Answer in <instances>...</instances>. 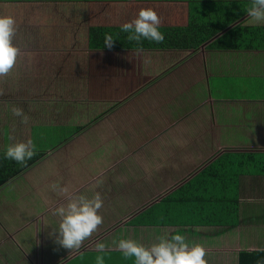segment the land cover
<instances>
[{
  "label": "crops",
  "instance_id": "obj_1",
  "mask_svg": "<svg viewBox=\"0 0 264 264\" xmlns=\"http://www.w3.org/2000/svg\"><path fill=\"white\" fill-rule=\"evenodd\" d=\"M60 2L0 4L20 50L0 77V264H134L114 241L177 233L207 264L264 252V22L248 17L251 0L107 1L87 4L85 21ZM142 8L162 43L98 33L92 45L90 29H121ZM106 34L123 47H104ZM28 140L31 159H5ZM57 183L103 199L79 250L57 242Z\"/></svg>",
  "mask_w": 264,
  "mask_h": 264
},
{
  "label": "clouds",
  "instance_id": "obj_2",
  "mask_svg": "<svg viewBox=\"0 0 264 264\" xmlns=\"http://www.w3.org/2000/svg\"><path fill=\"white\" fill-rule=\"evenodd\" d=\"M248 17L253 23L264 22V0H251V5L246 9ZM161 20L157 12L151 8L140 9L138 15L130 22L121 26V30L128 33L127 39L140 44L142 40L162 43L164 35L158 29ZM16 22L12 16H0V77L7 76L14 68L20 50L12 44L16 31ZM112 35L104 37V47L111 49L114 46ZM13 115L21 118L22 123H27L28 117L23 109L14 107ZM35 155V145L31 140L7 146L5 159L14 160L24 164L26 160ZM99 183V182H98ZM52 190L64 198L65 203L53 210V215L59 218L58 227L55 229L57 242L64 248L79 250L83 242L89 239L98 226L103 223L99 210L103 207L100 192L89 198L85 195H74L67 185H52ZM117 250L122 252L125 259H132L134 264H207L204 259L206 251L203 246L195 244L189 246L185 237L179 233L170 237H161L158 243L145 247L132 239H120L115 242ZM97 252L104 253L106 245L97 243ZM96 264H104V256L96 257Z\"/></svg>",
  "mask_w": 264,
  "mask_h": 264
},
{
  "label": "trees",
  "instance_id": "obj_3",
  "mask_svg": "<svg viewBox=\"0 0 264 264\" xmlns=\"http://www.w3.org/2000/svg\"><path fill=\"white\" fill-rule=\"evenodd\" d=\"M28 1L47 3L50 1H54V0H0V4L1 3L2 4L3 3H20V2H28ZM55 1H62L60 3H64V4H72V3L81 4L80 14H81L82 20L85 21L86 18H89V12L92 11V8H93V5L88 6L87 4L104 3L107 1L126 2L128 0H55ZM3 6L1 5V7H3ZM86 13H88V15ZM84 25L87 26V22H85ZM240 29L241 28L239 26V27L233 29L232 31H230L228 33L229 38L226 39V41L231 43L233 41V39L237 38L236 36H238V33H246V32H243L244 30H240ZM98 33H125V32H123L119 28H117V29L116 28H92V29H90V39H91L92 45H93L95 38L97 37ZM127 36H128V33L126 36H124V38H127ZM114 40H117V39H114ZM119 40H122V39L120 38ZM133 42H135V41H133ZM143 43H145V42H143ZM120 46H122V45L114 42V46L111 49H116V48L120 49ZM243 256H244V258H243L244 260L241 261V264H264V252L253 253L252 255L244 254Z\"/></svg>",
  "mask_w": 264,
  "mask_h": 264
},
{
  "label": "rangeland",
  "instance_id": "obj_4",
  "mask_svg": "<svg viewBox=\"0 0 264 264\" xmlns=\"http://www.w3.org/2000/svg\"><path fill=\"white\" fill-rule=\"evenodd\" d=\"M49 9H54L53 7H50ZM88 18H86V20H87ZM81 20H82V17H81ZM27 24V23H26ZM28 25V24H27ZM33 25V24H32ZM117 29V28H116ZM36 30H42V29H39V28H37ZM19 58V57H18ZM17 60H20V59H17ZM9 75V74H8ZM7 75V76H8ZM6 76V77H7ZM17 88H18V86H17ZM13 92V91H12ZM49 130V129H48ZM50 131H54V132H57V131H60V132H63L62 130H58V129H51ZM64 132H66L65 130H64ZM48 133H50L51 134V132H49L48 131ZM58 136H60V135H58ZM61 138V137H60ZM70 141V140H69Z\"/></svg>",
  "mask_w": 264,
  "mask_h": 264
}]
</instances>
